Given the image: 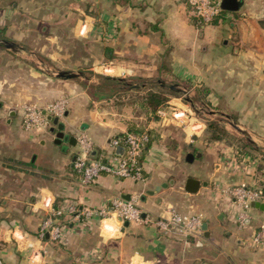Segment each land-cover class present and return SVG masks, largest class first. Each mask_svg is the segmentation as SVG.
Here are the masks:
<instances>
[{
	"label": "crops",
	"instance_id": "obj_1",
	"mask_svg": "<svg viewBox=\"0 0 264 264\" xmlns=\"http://www.w3.org/2000/svg\"><path fill=\"white\" fill-rule=\"evenodd\" d=\"M0 30V39L19 49L11 55L0 47L4 264H264V245L250 241L264 224V211L251 207V222L240 229L234 199L214 190L216 184L264 189V0H241L237 10L221 9L205 25L190 17L187 0H0ZM37 50L52 67L68 71L95 74L89 65L100 63V75L109 79L100 78L96 92L88 88L99 83L95 77L86 78L87 88L82 79L53 78L35 68ZM105 64H113L106 68L112 74L104 73ZM154 79L157 87L145 82ZM184 84L195 92L206 88L213 111L248 132L246 143H239L242 152L238 142L224 139L205 147L206 141L172 117L171 109L185 111V105L177 106L164 87ZM149 92L170 98L164 116L141 107ZM58 98L67 101L59 118L64 132L76 137L85 131L94 143L92 159L115 153L110 139L130 126L147 131L150 141L140 156L144 180L101 173L82 185L72 168L76 145L54 143L49 121L46 131L22 126V104L44 106ZM188 152L200 155L187 162ZM188 177L206 184L189 193ZM135 194L153 218L170 210L201 212L206 230L185 240L135 222L118 230L115 221H104L102 229L96 215L78 221L67 212L57 219L60 242L37 238L51 208H100L113 197ZM40 247L45 253L32 261V250Z\"/></svg>",
	"mask_w": 264,
	"mask_h": 264
},
{
	"label": "built area",
	"instance_id": "obj_2",
	"mask_svg": "<svg viewBox=\"0 0 264 264\" xmlns=\"http://www.w3.org/2000/svg\"><path fill=\"white\" fill-rule=\"evenodd\" d=\"M189 4V15L197 23H209L220 14L219 0H187ZM67 101L58 98L52 102L40 106L35 103L22 105V126L26 130L38 127H47L49 124L43 111L54 117L61 118L66 110ZM165 105L158 109V117L166 114ZM185 111L171 109L173 118L179 120ZM149 141L146 132L133 133L126 131L122 135L114 136L109 141L111 150L123 147L122 155L113 153L109 157L100 156L91 158L94 143L85 131H80L76 135L77 152L72 162L73 170L79 175L80 183L87 186L94 182L101 173H108L117 178L130 177L134 181L144 180L142 168L139 163L142 150ZM102 155V154H101ZM214 190L225 199L233 198L237 207L236 223L240 229L247 228L251 222V204L263 199V194L247 186H219L214 185ZM139 196L131 195L128 199L121 196L110 199L107 206L100 208L85 207L78 210L73 204L58 208H51L50 213L42 219L37 232V238L43 240L48 237L53 242L62 240V231L57 223V218L64 213H73L75 220L89 219L93 215L99 217L102 229L108 221H115L119 230L126 222H135L154 225L160 233L164 235H174L187 240L189 237L198 238L202 235L203 214L201 212L181 214L174 210L169 211L166 217L153 218L149 214L142 216V209L138 205ZM104 221L106 223H104ZM12 238L17 242V237L12 233ZM251 244L255 246L264 245V224L258 227L251 236ZM45 253V249L40 247L32 250L30 259L33 261L36 256ZM0 264H4L0 256Z\"/></svg>",
	"mask_w": 264,
	"mask_h": 264
},
{
	"label": "rangeland",
	"instance_id": "obj_3",
	"mask_svg": "<svg viewBox=\"0 0 264 264\" xmlns=\"http://www.w3.org/2000/svg\"><path fill=\"white\" fill-rule=\"evenodd\" d=\"M209 23H211V22H209ZM203 24L205 25L206 23H203ZM7 51H9V53L11 54L10 51H12V50L7 49ZM35 52H36V56L40 59V62H37V64H36L37 67H35V68H38L39 71H41V72L43 71L44 73L51 75L53 78H57L55 76V72L58 70H64V69H60V68H57L54 66L52 67V65L47 63L46 59L43 60L44 57L41 58L42 55L39 54L40 50L39 51L37 50ZM27 53H29V51ZM28 66H30V65H28ZM31 66H34V64ZM89 66L95 67L94 69L96 71H99V72H95V74H94V72L91 70H86V71L84 70V72L80 71V72H82V76H81L82 78L77 77V79H82L81 81L84 82V84L86 85V88H87L86 78L95 77V78L99 79V83L96 84V86H94L93 84H88V88L90 91L95 90L96 92H100V78L102 80H104V77L107 74L100 75V69H101L100 66L102 67V65H100V63H98L96 65L91 64ZM112 66H113V64H105L104 65L105 68H103L104 73L112 74L113 72H109L107 70L108 68H110ZM26 71H27V69H26ZM73 72H78V71H73ZM141 82H144V81H141ZM145 82L152 84L153 87L154 86L157 87V85H156L157 83H156L155 79H154V81L153 80H150V81L147 80ZM103 86L105 88L106 85L103 84ZM173 89L174 90H170L168 88V86L166 85L164 87L163 92L167 93V94H171V96L176 98L173 101L177 103V106L182 108L183 106L180 105V103H183L185 105V109H186L185 114L182 117H179V120L183 122L182 125H184L186 127V131L188 133H192V135L199 136V138L202 139L203 142L206 141V143H203L202 145H204L206 147L209 145V143H213L216 140L213 138V135H216V134H221L222 136L219 140L224 139L228 143H230V142H233V143L238 142V144L239 143H242V144L246 143V137L242 133H240L239 131L234 129L230 124L232 121L235 122V119L234 118L232 119L230 117L227 118L224 113H221L219 111H216V112L213 111L217 108H214L210 104L208 97L201 96V94L197 93V91L195 92L193 89H191V86L188 84H184L183 86L179 85L177 87H174ZM169 99L170 98L166 97V100H169ZM24 104H22V105H24ZM179 111H182V110H179ZM209 123H214L217 126V128L208 127ZM241 129L245 130L243 128H241ZM43 130L46 131L45 127H43ZM222 130L223 131L225 130L227 134H224V132H222ZM190 142H193V140L190 139Z\"/></svg>",
	"mask_w": 264,
	"mask_h": 264
},
{
	"label": "water",
	"instance_id": "obj_4",
	"mask_svg": "<svg viewBox=\"0 0 264 264\" xmlns=\"http://www.w3.org/2000/svg\"><path fill=\"white\" fill-rule=\"evenodd\" d=\"M240 4H241V0H220L219 1L220 9L228 10V11L237 10L239 8ZM0 47L5 48V49H10L14 52H17L19 50L17 45L14 42L9 41L7 39H0ZM55 76L57 78H60V79L69 80V79L81 77L82 72L58 70L55 72ZM171 88L173 89L174 86L172 85ZM42 113L45 115L46 119L52 125L50 127L49 131L54 134V143L60 144L62 142H66V143H68V145H71V146L76 145V137L64 132V124L59 120L58 117H54L50 114H46L44 111ZM230 124L234 129H236L237 131H239L240 133H242L245 137H247L249 139L248 132L245 130H242L241 127L236 122L232 121ZM192 140H195V137H192ZM123 151H124L123 147H117L115 149V153L119 154V155H122ZM199 155H200V153H197L194 155L193 153L188 152L186 154L185 159L187 162H192L194 157H196V156L198 157ZM74 159H75V156L72 158V162L74 161ZM201 184L205 185L206 183L201 182L200 180L195 179L193 177H188L186 179L184 189H185V191H187L189 193H195L199 189ZM163 186H166V185H163ZM152 193L153 192L151 191L150 194H152ZM128 198H129V195H126L125 199H128ZM138 205L140 206L139 203H138ZM251 206L255 207L257 209H260L261 211H264V200H263V202H259V201L253 202L251 204ZM144 215H145V212L142 211V216H144ZM127 223L128 222H126L125 224H127ZM202 230L203 231L206 230V223L202 224ZM205 236H207V233H205Z\"/></svg>",
	"mask_w": 264,
	"mask_h": 264
},
{
	"label": "trees",
	"instance_id": "obj_5",
	"mask_svg": "<svg viewBox=\"0 0 264 264\" xmlns=\"http://www.w3.org/2000/svg\"><path fill=\"white\" fill-rule=\"evenodd\" d=\"M215 19V18H214ZM213 19V20H214ZM212 20V21H213ZM211 21V22H212ZM3 37V34H2V32H1V30H0V38H2ZM105 78H107V79H109V77H105ZM206 88H199L198 90H197V93H199V94H201V96H203V97H206V95H207V93H206ZM142 105H141V107L145 110V111H147V112H149V113H151V114H154L156 117H158V114H157V112H158V109L160 108V107H162V106H164L165 104H166V96L165 95H163L161 92H149L148 94H147V96L142 100ZM208 127H210V128H217V126L214 124V123H209L208 124ZM129 132H133V133H142V132H146L147 134H148V136H149V133L147 132V131H145V130H142V129H134L133 127L131 128V126L129 127ZM222 132H224V134H227L226 133V131L224 130H222ZM221 134H216V135H213V138L214 139H216V140H219L220 138H221ZM213 139V140H214ZM149 141H150V137H149ZM149 141H148V143H149ZM148 143H146V145L148 144ZM145 145V146H146ZM240 147V148H239ZM242 147H244L243 145H241V144H238V148H239V150L242 152L243 150H242ZM144 149V148H143ZM143 151V150H142ZM139 163H140V158H139ZM75 172V171H74ZM75 175H77L78 176V178H79V175L75 172ZM80 179V178H79ZM257 190H259V189H257ZM263 195H264V189H260L259 190ZM61 217V216H60ZM60 217H58L57 219H59Z\"/></svg>",
	"mask_w": 264,
	"mask_h": 264
}]
</instances>
